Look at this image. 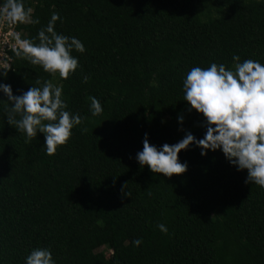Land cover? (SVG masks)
Returning a JSON list of instances; mask_svg holds the SVG:
<instances>
[{
  "label": "trees",
  "instance_id": "trees-1",
  "mask_svg": "<svg viewBox=\"0 0 264 264\" xmlns=\"http://www.w3.org/2000/svg\"><path fill=\"white\" fill-rule=\"evenodd\" d=\"M25 7L40 23L15 24L22 37H36L58 12L56 31L76 36L85 51L73 50L79 67L65 80L9 49L0 79L14 94L50 80L83 119L47 155L43 134L26 143L0 101V264H23L36 246L50 248L56 264H264V188L244 183L246 170L197 146L178 153L188 165L182 174L152 173L134 158L145 132L157 146L184 130L203 135L201 115L183 100L191 66L231 68L234 54L264 63V0H25ZM91 96L103 107L97 116Z\"/></svg>",
  "mask_w": 264,
  "mask_h": 264
},
{
  "label": "clouds",
  "instance_id": "clouds-1",
  "mask_svg": "<svg viewBox=\"0 0 264 264\" xmlns=\"http://www.w3.org/2000/svg\"><path fill=\"white\" fill-rule=\"evenodd\" d=\"M32 8L25 7V0H0V19L8 24H39V17L32 16ZM63 18L52 12L47 23L41 26L34 38L22 37L14 33L19 43L15 49L17 56L23 57L43 71L61 79H68L79 67V57L72 54L85 51L84 43L76 36L56 31V22ZM38 40V42H37ZM234 67L224 63L210 62L207 67L191 66L183 75V100L186 111L201 115L199 122L204 132L197 138L191 131L174 143L164 142L157 146L150 143L148 133L142 137V148L135 153L140 166L147 165L152 173L165 176L182 174L187 170V161H181L178 153L191 146H197L201 155L206 151L219 150L226 161L237 171L246 170L244 183H254L264 188V63L246 58L241 60L233 55ZM10 65L0 67V78H6ZM0 79V93L5 102V118L14 124L16 131L25 135L27 143L42 133L44 151L54 155L59 146L68 143L73 128L82 121L79 113L68 109L62 98L63 88L50 80H39L27 90H17ZM92 116L103 112L100 101L89 97ZM184 120L182 114L176 117ZM163 122V121H162ZM128 195V194H126ZM161 232L168 229L163 223L157 224ZM133 245L142 241L136 238ZM23 264H56L53 253L47 246L31 248L23 258Z\"/></svg>",
  "mask_w": 264,
  "mask_h": 264
},
{
  "label": "built area",
  "instance_id": "built-area-1",
  "mask_svg": "<svg viewBox=\"0 0 264 264\" xmlns=\"http://www.w3.org/2000/svg\"><path fill=\"white\" fill-rule=\"evenodd\" d=\"M14 33H19L15 30L14 25L0 19V67L9 65L10 57L7 51L19 48V43L15 39Z\"/></svg>",
  "mask_w": 264,
  "mask_h": 264
},
{
  "label": "rangeland",
  "instance_id": "rangeland-1",
  "mask_svg": "<svg viewBox=\"0 0 264 264\" xmlns=\"http://www.w3.org/2000/svg\"><path fill=\"white\" fill-rule=\"evenodd\" d=\"M102 250H105V246H103V245L98 246L97 251H102Z\"/></svg>",
  "mask_w": 264,
  "mask_h": 264
}]
</instances>
